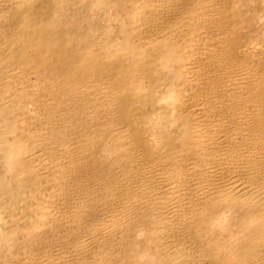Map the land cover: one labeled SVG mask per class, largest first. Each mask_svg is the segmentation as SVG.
I'll return each mask as SVG.
<instances>
[{
	"label": "bare ground",
	"instance_id": "6f19581e",
	"mask_svg": "<svg viewBox=\"0 0 264 264\" xmlns=\"http://www.w3.org/2000/svg\"><path fill=\"white\" fill-rule=\"evenodd\" d=\"M248 1L0 0V264H207L237 211L264 264Z\"/></svg>",
	"mask_w": 264,
	"mask_h": 264
},
{
	"label": "rangeland",
	"instance_id": "374dc122",
	"mask_svg": "<svg viewBox=\"0 0 264 264\" xmlns=\"http://www.w3.org/2000/svg\"><path fill=\"white\" fill-rule=\"evenodd\" d=\"M246 1H247V4L245 7H243L244 10L243 9L241 10L242 15L246 13L248 14L251 9L253 10L250 2L248 0ZM244 22H245L243 23L244 25H247L249 23V22H246L245 20ZM256 25L260 26V23L259 24L257 23ZM245 48L246 47L243 48L244 50H243V53L240 54V58L242 57L244 58L245 52H246L248 56H250L251 61L255 60L254 62L257 63L260 71L262 72L261 81L264 84V32H262V28L255 35V39L253 40V43H250V44L248 43L246 50ZM254 49L256 50L255 52H254ZM253 53L255 56L252 55ZM207 218L213 230L209 232L210 227L205 226L207 227L206 229L208 230V233L205 234L206 236L204 235V237H202L203 239L205 238L206 241L210 242L209 251H210V254H212L210 257V260H208L206 263L207 264H238V261H237L238 254L242 252L241 250H243L244 247H246V244L250 240L251 237H256L255 233L252 232V229L246 224V222L243 221L241 212L237 211V212L229 213V216L227 219H224L221 213L219 214L215 213L214 216L210 215ZM15 238L18 239L19 237H15ZM1 248L3 249L5 247L1 246ZM145 248H146V240L144 243L141 244V250H139V255L137 256L138 252L133 254V260H132L133 263L141 264L144 261L145 264L146 263L148 264V261H149L151 264H157L156 262H154L153 259H149L148 257H146V254L144 251ZM2 249H0V255L5 254L4 251H2ZM141 253L142 255L143 254L144 255L142 256ZM134 257H135V262L137 261L136 263L134 262Z\"/></svg>",
	"mask_w": 264,
	"mask_h": 264
}]
</instances>
